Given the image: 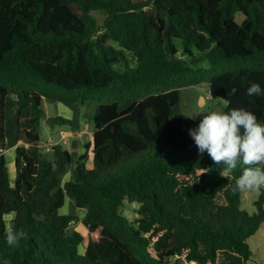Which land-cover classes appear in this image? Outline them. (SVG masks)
Listing matches in <instances>:
<instances>
[{"label":"trees","instance_id":"obj_1","mask_svg":"<svg viewBox=\"0 0 264 264\" xmlns=\"http://www.w3.org/2000/svg\"><path fill=\"white\" fill-rule=\"evenodd\" d=\"M262 80L264 0H0V151L9 95L18 144L14 179L0 154V264H247L264 190L253 213L241 209L243 167L225 176L198 152L188 130L200 119L180 101L206 83L222 111L264 122V97L245 94ZM44 101L95 104L72 167L62 144L39 146ZM66 197L85 210V234L77 216L60 214ZM125 200L139 205L134 221ZM10 223L27 233L18 247L5 242Z\"/></svg>","mask_w":264,"mask_h":264},{"label":"clouds","instance_id":"obj_2","mask_svg":"<svg viewBox=\"0 0 264 264\" xmlns=\"http://www.w3.org/2000/svg\"><path fill=\"white\" fill-rule=\"evenodd\" d=\"M245 94L264 97V80L250 83ZM197 116L201 117L199 123L188 131L198 152H206L216 163L222 162L225 176L232 174L238 165L243 167L233 191H259L264 187V122L244 108L195 112L190 118ZM25 238L24 230L16 229L11 223L8 225L5 234L8 246L18 247Z\"/></svg>","mask_w":264,"mask_h":264},{"label":"rangeland","instance_id":"obj_3","mask_svg":"<svg viewBox=\"0 0 264 264\" xmlns=\"http://www.w3.org/2000/svg\"><path fill=\"white\" fill-rule=\"evenodd\" d=\"M94 17L97 19L98 23H101L104 18L103 16L99 14H95V13H94ZM241 19H242V15L238 14L237 20L241 21ZM126 54L128 57L129 65L131 67H135L137 65L135 58L128 52ZM201 64L202 62L199 63V65ZM115 68L119 71H122L124 69V66L123 64H118L117 66H115ZM208 96H209L208 95V85L206 83H203L197 87H186L182 89L181 101H180V112L188 117H191L192 114L195 112L203 113L207 110L221 111L222 108L226 105L225 102L218 101V100H212ZM44 102H45L44 117L42 118L41 123H40V143H45L49 137L48 135L49 131H47V127H50V126L48 125L46 118L54 117L55 115L51 112V105L56 104L55 106L57 107V103H52L49 101H44ZM78 108H84L86 110L85 120L92 127V117L95 111V104L92 103L90 105L83 106V107L77 105L75 109H78ZM16 111H17L16 100H14L13 97H11L10 95L7 96L5 98V103H4L5 144L8 139L14 142L17 139ZM58 115H59L58 117H62V114H58ZM200 118H201L200 116H197L196 119H192V120H199ZM81 134L82 132L80 133L78 131L72 132L71 134H64L63 140L61 139V135H59L57 138H55L53 145L56 146L59 143H63V141L66 144H68L70 141L69 137L79 138ZM85 136L88 138L89 135H85ZM83 142H85L86 144L87 142H90V140L87 141V139H84ZM48 144L50 143L48 142ZM51 147L52 146H48L45 148H48L47 151H50ZM4 150L5 151L2 155L4 156L5 162L8 163V160H9L8 158H10L9 154L13 155L14 150H11V149L6 150V146L4 147ZM72 159L77 160L76 155L74 153H72ZM65 174L70 175V167L66 170ZM65 174L63 175L62 179L64 178ZM262 190H264V187H262L259 191L244 190L242 197H241V203H240L241 209H244L248 211L249 213H253L255 211L253 202L258 199ZM138 206L139 205L137 203H131L125 200L121 211L128 218V220L134 221L138 217V214H137ZM84 211L85 210L77 209L75 205L71 202V200L66 197L64 206L60 209V214L77 216L78 222L75 223L76 225L75 227L80 233L85 234L86 229L81 223V219L83 218L85 214ZM247 245L252 252V257L247 262V264H264V222L261 224L258 231L247 240ZM189 264H194V263H189Z\"/></svg>","mask_w":264,"mask_h":264},{"label":"crops","instance_id":"obj_4","mask_svg":"<svg viewBox=\"0 0 264 264\" xmlns=\"http://www.w3.org/2000/svg\"><path fill=\"white\" fill-rule=\"evenodd\" d=\"M56 104H52L51 105V112L54 115V117H57L59 116L58 114H62V118L64 119H67L69 121L72 122L71 125H66L65 127H58V126H50V127H47V131L48 132V139L45 143H40V148H43L44 151H47L48 148H45L46 145L48 144V142H50L51 140L57 138L59 135L62 136V134H71L72 132H82L81 136L79 138H75V137H69L70 141L68 144H66L64 141L63 143H60L62 144V146L72 155V153H74L76 155V158H78L81 154H83L84 152V146L89 143L87 142L85 144L84 139H87L88 140H91V135H92V127L87 123V121L85 120L86 119V116H85V113H86V110L84 108H78V109H75L76 106L72 107V108H68L60 103H57V107L55 106ZM56 112V113H55ZM48 119V118H46ZM85 135H89L88 138L85 136ZM17 142L15 140L12 141V140H7L5 146H6V150H14V154H9L10 155V158H8V163H6L7 165V168H8V171H9V175H10V178L11 179H14V157H15V149L17 147ZM5 151V150H4ZM72 153H71V152ZM4 153V152H3ZM76 160H73L72 159V164H71V167L73 165V163H75ZM70 174H71V169H70ZM71 176L70 175H66L64 176V178L62 179V182H65V181H68ZM85 213V211H84ZM11 217V216H9Z\"/></svg>","mask_w":264,"mask_h":264},{"label":"built area","instance_id":"obj_5","mask_svg":"<svg viewBox=\"0 0 264 264\" xmlns=\"http://www.w3.org/2000/svg\"><path fill=\"white\" fill-rule=\"evenodd\" d=\"M61 139L63 140L64 139V135L62 134V136H61ZM54 141H55V139H53V140H51L50 141V144H48V146H54L53 144H54Z\"/></svg>","mask_w":264,"mask_h":264}]
</instances>
